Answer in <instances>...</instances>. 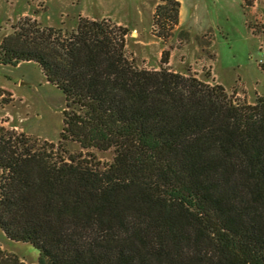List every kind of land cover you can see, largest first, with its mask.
<instances>
[{
    "label": "trees",
    "instance_id": "obj_1",
    "mask_svg": "<svg viewBox=\"0 0 264 264\" xmlns=\"http://www.w3.org/2000/svg\"><path fill=\"white\" fill-rule=\"evenodd\" d=\"M162 2L177 26L180 2ZM127 35L80 18L3 37L0 63H36L65 105L57 143L0 126V230L37 264H264V97L138 68Z\"/></svg>",
    "mask_w": 264,
    "mask_h": 264
},
{
    "label": "rangeland",
    "instance_id": "obj_2",
    "mask_svg": "<svg viewBox=\"0 0 264 264\" xmlns=\"http://www.w3.org/2000/svg\"><path fill=\"white\" fill-rule=\"evenodd\" d=\"M172 26L156 14L162 0H0V43L24 19L41 27L75 30L80 18L127 28L126 55L138 68L162 67L221 85L235 102L264 97V0H177ZM64 96L34 62L0 63V126L40 141L57 143ZM78 152L79 146L69 145ZM101 164L112 152L94 151ZM1 174V171H0ZM8 264H37L38 249L8 239L0 230Z\"/></svg>",
    "mask_w": 264,
    "mask_h": 264
},
{
    "label": "built area",
    "instance_id": "obj_3",
    "mask_svg": "<svg viewBox=\"0 0 264 264\" xmlns=\"http://www.w3.org/2000/svg\"><path fill=\"white\" fill-rule=\"evenodd\" d=\"M262 55L264 56V52L262 53Z\"/></svg>",
    "mask_w": 264,
    "mask_h": 264
}]
</instances>
